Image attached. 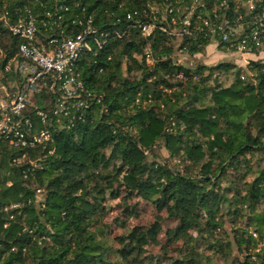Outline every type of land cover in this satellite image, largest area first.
<instances>
[{"label":"trees","instance_id":"16d2710c","mask_svg":"<svg viewBox=\"0 0 264 264\" xmlns=\"http://www.w3.org/2000/svg\"><path fill=\"white\" fill-rule=\"evenodd\" d=\"M164 2L0 0L10 22L30 9L41 37L54 34L58 15L67 35L86 19L109 33L96 56L79 60L85 86L102 94L92 120L56 122V94L43 89L24 113L43 126L34 112L47 111L52 141L20 149L0 138V264H264V61L175 65L177 46L198 50L193 40L159 30L143 37L134 26L133 12ZM20 42L0 21L7 84L20 78L13 65L6 70ZM178 71L197 78H174ZM117 198L121 210L107 221ZM140 202L156 216L129 226Z\"/></svg>","mask_w":264,"mask_h":264},{"label":"built area","instance_id":"2783aa9c","mask_svg":"<svg viewBox=\"0 0 264 264\" xmlns=\"http://www.w3.org/2000/svg\"><path fill=\"white\" fill-rule=\"evenodd\" d=\"M6 14L0 15V21L21 39L17 57L7 63L6 70L13 65L20 78L10 84L0 78V138L14 148L33 149L53 138L52 131L44 126L49 116L47 111L36 109L34 112L43 126H37L31 114L24 113L31 106L32 97L43 89L56 94L50 114L56 122L71 128L92 120L90 107L93 103H100L102 94L93 93L85 86L79 60L86 53L96 56L109 33H98L97 28H92L91 19H86L78 21L81 27L78 32L67 35L58 15L48 26L54 34L41 37L36 16L30 9H25L24 15L14 22L8 21ZM133 15H138L139 20L134 26L143 37L159 30L196 43L198 50L194 53L189 52L187 44L176 47L171 56L175 65L192 66L190 56L208 48L223 56L243 58V67L252 59L264 58V0H165L158 5H148L140 13L135 11ZM133 15L128 13L126 18ZM45 16L49 17L51 13L47 11ZM41 24L47 25L45 21ZM117 32L113 31L115 37L120 38L122 34ZM167 58L162 55L158 60ZM144 61L151 66L157 60L149 51L144 54ZM173 76L197 78L196 74L183 71ZM136 102L140 103L139 95ZM148 102L149 99L144 100L141 106L146 107ZM101 110H105L103 106ZM37 193H40L39 189ZM17 206L18 203H13L5 210Z\"/></svg>","mask_w":264,"mask_h":264},{"label":"rangeland","instance_id":"374dc122","mask_svg":"<svg viewBox=\"0 0 264 264\" xmlns=\"http://www.w3.org/2000/svg\"><path fill=\"white\" fill-rule=\"evenodd\" d=\"M242 59L243 58L236 56V55H231V56L220 55L216 52H213L210 48L204 49L202 52L190 56V61L193 63L192 66H196L197 64H203L205 66H215L219 62H232V63L236 64L237 66L243 67L244 62ZM252 60H254V59H252ZM255 60H257V59H255ZM261 60L264 61V58ZM215 74H216V72L214 73V75ZM0 93H1V90H0ZM160 153L164 156H167V152L164 148L160 149ZM41 197H42V195H41ZM119 200L120 199L117 198V199L108 201V204L110 203L112 208L106 216L107 221L111 220L114 216L119 214V212L121 210L119 207V204H121V202ZM137 214H138V216L129 218V220L127 222L129 226L136 225V224H143L145 221L152 220L156 216L154 208L151 205L144 203V202H140L138 204V213ZM164 223H165L164 228L171 225V223L169 221H165ZM118 231H119L118 228H114L112 230V232H114V233H117ZM160 240L161 241L163 240V234L160 235ZM150 247H151L152 251L159 250V248H157L153 245H151ZM169 251L172 253L174 251V248L170 247Z\"/></svg>","mask_w":264,"mask_h":264}]
</instances>
